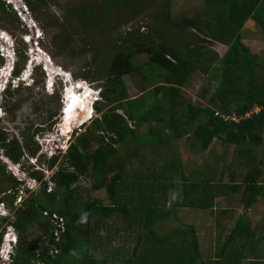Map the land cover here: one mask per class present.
<instances>
[{"label":"trees","instance_id":"1","mask_svg":"<svg viewBox=\"0 0 264 264\" xmlns=\"http://www.w3.org/2000/svg\"><path fill=\"white\" fill-rule=\"evenodd\" d=\"M24 1L28 9L36 11L35 1ZM135 4L133 0H103L98 7L81 9L77 17L84 27L88 24L99 26L112 6L134 9ZM3 5L0 2L1 8ZM158 16L168 27L167 32L178 26L182 31L190 29L195 34L189 33L190 39L184 40L178 36L171 42L165 40L166 33L159 34L164 39L161 41L147 38L146 42L144 36L135 33L116 37L106 80L99 86L100 100L94 103L98 116L68 145L58 165V155L48 161V170L56 167L48 180L43 179L40 172H29L30 177L40 183V188L21 203V208L14 210L11 201L7 208L10 212L14 210L13 220L0 216L1 229L11 225L18 233L14 264H66L65 257L80 246L87 251L82 253L79 264H106L113 255V252L109 255L108 249V254L99 260L88 254L90 250L104 252L105 237L108 236V241L112 237L106 234L99 238L98 230L103 226L111 230L112 226L105 220L112 216L122 219V235L135 238L136 242L122 259L119 256L123 248L119 250L115 255L117 263L196 264L192 254L196 258L200 254L192 230L182 237L172 233L158 237L152 229L157 221L164 220L172 212V209H163L164 196L166 190L176 187V179L184 185L183 200L173 204V208L175 205L212 209L216 197L227 199L230 194L241 192L240 201L244 209L249 210L259 196H264L263 171L256 158L264 136V64L241 41L242 26L251 17L262 24L264 35V0H205L203 12L196 18L175 19L166 7L160 9ZM137 55H143L145 61L134 62ZM195 71L204 73L209 84L214 83L206 106L189 102L181 93ZM133 73L139 75L143 86L139 96L129 98L123 78ZM78 87L82 93L74 89L63 96L66 130L87 121L72 113L71 101L76 95L82 94L86 99L91 96L87 87ZM79 102L88 103L90 108L89 99H79ZM255 107L259 111L245 117ZM232 115L237 121L222 118ZM153 123L176 140L186 137L184 141L195 154L203 153L215 139L235 146L240 169L229 171V181L221 183V176L216 175L215 179L207 168L190 180L181 171L183 166L178 161L173 165L165 159L161 169H156L158 163L153 160L148 163L146 158L136 164L134 161L139 159L146 139L153 144H163ZM142 125L147 126V134L139 137L137 130ZM6 140L0 133V149L13 163L18 164L27 154L31 158L35 156L36 150H30L27 145H20L14 138L5 143ZM92 145L96 147L91 149ZM120 146L131 147L132 151L123 157L119 154ZM80 178L91 179L94 190L105 189L112 203L103 205L97 200H88L80 206V195L75 187ZM49 182L53 189L47 192ZM52 215L63 220V230L59 233ZM243 219L244 216L238 218L222 248L215 253L217 259L209 264H239L246 253L251 256L249 264H264V260L256 256V250L261 253L257 245L264 241V235L256 238ZM34 225L40 235L32 241L24 236ZM91 238L95 239L91 242ZM231 243L234 244L232 248ZM188 244L193 249H188Z\"/></svg>","mask_w":264,"mask_h":264},{"label":"rangeland","instance_id":"2","mask_svg":"<svg viewBox=\"0 0 264 264\" xmlns=\"http://www.w3.org/2000/svg\"><path fill=\"white\" fill-rule=\"evenodd\" d=\"M32 1L36 2V11L33 12L22 0V4L26 6L28 11V20H26L28 25L20 20L12 7L6 5H3V8L0 7V31L11 38L20 53L16 57L18 60L16 74L21 75L27 61L29 62L33 58L38 63H42L44 67L50 65L48 77H46L42 66H38L33 73L36 80L33 86L20 85L18 91H13L7 95V100L1 108V115L3 116L0 118V133L7 139L5 143L14 138L20 145H27L30 150H36L35 156L32 158L28 156V152L25 150L27 155H24L19 164H15L0 149V201H2L0 203H3L2 205L6 208L13 200L14 210L21 208V203L32 194L37 193L40 188V183L32 180L29 172L31 170L40 172L43 179L46 180L51 171L56 170L55 167L53 170L46 171L47 173L43 172L48 169V161L53 156L58 155L60 158L58 165L68 145L73 142L78 134L84 132L85 127L90 124L92 119L98 116L94 111V104L92 105L93 114H91V108L85 110L88 103L79 109L81 103L79 106L76 103L84 96L82 94L76 95L71 101L73 115L78 113V116L75 115L76 117L89 118L82 122V125L76 123L77 125H72L66 130L63 125L64 93L70 94L74 92V89L78 92L81 90L78 86H81L91 89L94 96L96 94L99 96V86L106 80L109 60L115 52L113 43L116 37L124 33H135L144 36L146 42L147 38L161 41L163 38L159 34L166 33L164 38L167 42L173 41L178 36L184 40L189 38V33H195L190 29L182 31L178 26L171 32H167L168 27L158 16L160 9L166 7L170 16L175 19L179 17L196 18L203 12L205 4V0H133L136 3V6L134 5L136 9H130L128 6L120 8L112 6L101 25L92 26L88 24L84 27L77 17V13H82L81 9H86L88 6L98 7L102 5L103 0ZM259 23L253 17L246 20L241 29V41L248 47L250 53L257 56L260 62L264 64L263 26ZM27 36L29 40L32 37L30 44L24 41L27 38L23 39ZM213 46L215 47V45ZM217 49L216 51L221 54V50ZM32 55L34 56L32 57ZM144 61L143 55H137L134 58V62L137 63ZM3 64L4 60L0 57L2 78L3 75H6L5 71L8 70L7 64L6 67L1 68ZM55 75L59 76L54 77ZM123 80L128 97L139 96L140 88L143 86L139 75L133 73L125 76ZM211 80L213 81V78ZM213 90L214 83L209 84L204 73L195 71L187 79V85L181 93L189 102L206 106L209 104L208 100ZM85 100L87 99L85 98ZM89 101L92 102L91 99ZM78 127H80L79 130H77ZM153 128L158 132V137L163 141V144L157 142L153 144L150 139H146L147 144L139 152V159L134 161L136 164L140 159L146 158L148 163L153 161L158 163L159 166L156 169H161L162 166L160 165H163L165 159L173 165L178 161L183 166L181 171L190 180L197 178L196 175L201 169L207 168L206 170L212 173L215 179L216 175L221 176V183H227L229 171L238 167L235 146L224 144L215 139L203 153L195 154L190 144L184 141L186 137L176 140L170 137L168 131L161 130L156 123H153ZM72 131L74 133H70ZM146 134L147 126L142 125L137 130V135L143 137ZM95 147L92 145L91 149ZM131 151V147L129 149H125V146L119 147V154L123 157ZM256 154L257 160L260 161V163L257 162V165L263 171L261 178H264V136L263 144L257 148ZM238 168L240 169V167ZM176 180V189L169 188L164 196L165 205L163 209H172V212L164 220L157 221L152 229L158 237L170 233L182 237L184 234L188 235V232L192 230L196 235L200 254V257L196 258L195 254L193 255L191 252L192 257H195L194 263L209 264L217 259L215 253L222 248L230 230L240 216H244L243 221H247L248 228L255 233L256 238L264 235V196H259L258 202L249 210H245L240 201L241 192L230 194L227 199L216 197L215 206L212 209L177 207L175 205L183 200L184 185L179 182V178ZM75 187L80 195L78 196L80 206L88 200H97L103 205L112 203L105 189H93L91 179L80 178ZM173 204L176 208H173ZM14 210H12L9 218H12ZM56 218L58 216H53L54 221ZM121 222L122 219L118 216H112L105 220L106 224L112 226L111 230L104 228V226L100 227L98 237H105L107 234L111 235L112 238L108 241V236L105 237L107 244L103 247L104 252L90 250L88 256L99 260L104 257V254L109 253L110 255L113 252L112 260L109 257L106 264H121L116 262L119 250L123 248L122 255L119 256L122 259L123 254L130 252L136 243L135 238H125L122 235ZM115 229L117 232L114 231ZM38 235L40 232L37 225H34L29 228L24 237L33 241ZM94 239L91 238V242ZM233 243H231V248ZM0 246H2V241H0ZM257 246L261 253L256 250V256L264 260V241ZM187 247L193 249L190 244ZM86 249L80 246L77 251L67 255L65 257L66 264H79L83 258L81 257L82 253ZM106 249H108V253ZM250 257V254L246 253L244 260H241L239 264H249Z\"/></svg>","mask_w":264,"mask_h":264},{"label":"clouds","instance_id":"3","mask_svg":"<svg viewBox=\"0 0 264 264\" xmlns=\"http://www.w3.org/2000/svg\"><path fill=\"white\" fill-rule=\"evenodd\" d=\"M23 23H25V25H27L26 22H23ZM29 30H30V28H29ZM0 32H2V31H0ZM23 39H26L24 41L26 43L30 44V42L32 40V37H31V40H29L28 36L27 37H23ZM0 44L2 45V48L4 49V51H3L4 52V55H3L4 57L3 56H0L4 60V64L2 65L1 68L3 69L4 67H6V64H7V68L9 67V69L7 71H5L6 76H4L2 78L1 77V74H0V118H1L3 116V115H1V113H2L1 112L2 111L1 108L3 107L4 102L7 100V95L9 93L13 92L14 90H16L17 88H19L20 85H24L25 87H32L33 84L36 82V80H35V78L33 76V73L35 71V68H38V66H40V65L42 66V69L45 72L46 77H48V75H49V68L48 67H50V65H47L46 67H44L42 65V63H38L37 61H35V58H33V59L29 60V62L27 61V63L25 64V67L22 69L23 70V73L21 75H18V74L15 73L16 66H17V61H18L17 58H16L17 57V54H16V47L17 46H16V44H14L11 41V38L7 37V35L4 32H3V34L0 33ZM31 52H33V51H31ZM33 56L34 55H32V57ZM0 71H1V69H0ZM56 76H59V75H55L54 77H56ZM45 87L47 88L46 83H45ZM80 91H78L77 93L80 94V93H82L83 90L81 89ZM89 91L91 93V96L88 99H91L92 100V102H90V108H91L92 114H93L92 105L94 103H96L100 99H99L98 94H96L94 96V94H93L94 92L91 89H89ZM70 133H74V132L72 131ZM46 171H49V170L46 169L43 172H46ZM51 172H53V171H51ZM50 175H49V177H50ZM49 177L46 180H48ZM32 180H34V179H32ZM6 210L8 211V213L10 215L11 212L8 210V208ZM9 215H5V216H1L0 215V216L1 217H9ZM11 227H13V226H11ZM5 228H3L4 230L1 229V233H0L1 234V238L3 237L2 235L5 232ZM13 229H14V227H13ZM16 233H17V231H16ZM0 241H2L3 244H6V242H7V240H3V239H1ZM17 243H18V233H17ZM16 245L14 247V251H15ZM8 251H10V250H8ZM7 253H9V252H7Z\"/></svg>","mask_w":264,"mask_h":264},{"label":"built area","instance_id":"4","mask_svg":"<svg viewBox=\"0 0 264 264\" xmlns=\"http://www.w3.org/2000/svg\"><path fill=\"white\" fill-rule=\"evenodd\" d=\"M0 1L4 5L12 7L13 10L18 14V16L22 22H26V20H28V16H27L28 11H27L26 6L24 4H22V0H0ZM27 25H28V23H27ZM0 33L3 34V32H0ZM3 51H4V49L2 48V45L0 44V56L4 55ZM255 108H256V110L253 109V111L246 113L245 117H248V116H250V114L259 111V109L257 107H255ZM217 114L218 113H215V115H217ZM222 118L224 120L237 121V118L234 115L222 117ZM79 128L80 127H78L77 130H79ZM65 144H66V142H65ZM52 189H53V184L49 182L48 186H47V192L51 191ZM2 204L3 203H0V215L1 216L9 215L8 211L6 210L7 208H5V206H3ZM43 214L45 215L47 213L44 212ZM53 216H57V215H52V220H53ZM54 222H55L56 227H57L56 232L57 233L61 232L63 230V220L58 216V218H56ZM2 239L7 240V242H6V244L2 243V246H0V264H14L13 254L15 252L14 247L17 244V233L13 229V227H11L10 225L6 226ZM8 250H10V251H8ZM7 252H9V253H7ZM54 253H57V251H54Z\"/></svg>","mask_w":264,"mask_h":264},{"label":"bare ground","instance_id":"5","mask_svg":"<svg viewBox=\"0 0 264 264\" xmlns=\"http://www.w3.org/2000/svg\"><path fill=\"white\" fill-rule=\"evenodd\" d=\"M8 69H9V67H8ZM53 72H55L54 70H52ZM57 72V71H56ZM3 74H4V72H3ZM2 74V75H3ZM4 76H6V75H3V77ZM83 99H85V98H83ZM88 100V99H87ZM80 103H81V107H79V109H81V108H83L87 103L86 102H77L76 104L79 106L80 105ZM87 109H89V105H88V107L87 108H85V110H87ZM74 112V111H73ZM82 113H84V111H82ZM92 114V113H91ZM75 115L76 116H78V113H75ZM78 118H80V117H78ZM89 117H83V118H81V119H85V120H87ZM65 128V127H64ZM66 129V128H65Z\"/></svg>","mask_w":264,"mask_h":264},{"label":"crops","instance_id":"6","mask_svg":"<svg viewBox=\"0 0 264 264\" xmlns=\"http://www.w3.org/2000/svg\"><path fill=\"white\" fill-rule=\"evenodd\" d=\"M219 199H221L220 197H218ZM216 200V199H215Z\"/></svg>","mask_w":264,"mask_h":264}]
</instances>
